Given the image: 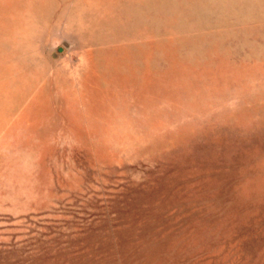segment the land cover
I'll list each match as a JSON object with an SVG mask.
<instances>
[{"label":"rangeland","instance_id":"rangeland-1","mask_svg":"<svg viewBox=\"0 0 264 264\" xmlns=\"http://www.w3.org/2000/svg\"><path fill=\"white\" fill-rule=\"evenodd\" d=\"M0 264H264V0H0Z\"/></svg>","mask_w":264,"mask_h":264}]
</instances>
